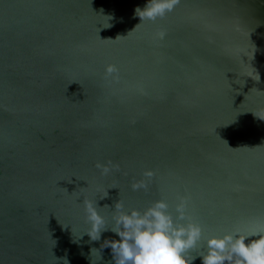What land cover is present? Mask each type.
<instances>
[{"label":"water","instance_id":"water-1","mask_svg":"<svg viewBox=\"0 0 264 264\" xmlns=\"http://www.w3.org/2000/svg\"><path fill=\"white\" fill-rule=\"evenodd\" d=\"M147 3L0 0V264H115L102 245L119 236L90 239L84 197L111 226L119 199H165L175 219L188 195L192 264L208 236L264 227V0H180L141 22Z\"/></svg>","mask_w":264,"mask_h":264},{"label":"clouds","instance_id":"clouds-1","mask_svg":"<svg viewBox=\"0 0 264 264\" xmlns=\"http://www.w3.org/2000/svg\"><path fill=\"white\" fill-rule=\"evenodd\" d=\"M179 3L180 0H148L143 8L136 7L135 14L141 22H155L172 12ZM157 35L163 39L165 33L161 31ZM120 37L123 36L116 39ZM105 74L114 80L119 79V69L114 64L106 65ZM96 167L102 175L109 174L113 169L119 170V164L112 161L107 164L98 161ZM155 175L153 169H145L142 173L144 179L134 181L132 189L148 190ZM107 195L106 190L101 198ZM189 199L188 195L178 196L175 219L168 211L169 204L165 199L151 202L142 211L137 208L126 211L119 199L115 203L112 225L109 226L100 214L96 200L84 197L86 222L89 225L85 233L92 241L99 240L102 232L107 230L119 236L118 240H106L102 245L111 248L115 264H192L196 257L191 253L204 238V233L201 224L187 211ZM204 244V250L198 254L203 264H264V227L247 233L236 229L222 235H210Z\"/></svg>","mask_w":264,"mask_h":264}]
</instances>
